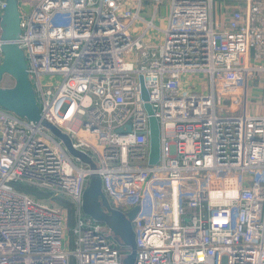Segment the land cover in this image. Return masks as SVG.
Here are the masks:
<instances>
[{"label": "built area", "instance_id": "2783aa9c", "mask_svg": "<svg viewBox=\"0 0 264 264\" xmlns=\"http://www.w3.org/2000/svg\"><path fill=\"white\" fill-rule=\"evenodd\" d=\"M243 1L219 21L213 0H17L40 117L94 165L0 106V264H122L128 248L81 209L93 174L110 207H139L133 264H264V114L245 103L264 72L249 59L264 58V0ZM19 184L70 200L71 218Z\"/></svg>", "mask_w": 264, "mask_h": 264}, {"label": "water", "instance_id": "95a60500", "mask_svg": "<svg viewBox=\"0 0 264 264\" xmlns=\"http://www.w3.org/2000/svg\"><path fill=\"white\" fill-rule=\"evenodd\" d=\"M20 11L17 7V0H5L3 12L0 15V38L2 42L0 48L2 59L0 61V82L4 75H9L13 79L10 86L0 84V106L12 111L19 116L32 121H40L50 129L53 125L48 124L40 117V109L35 98V92L27 75V64L22 49L17 38L21 27ZM140 89L144 99L149 117V163H156L159 159L160 139L159 123L154 116V110L149 102L148 91L143 83L142 74L139 76ZM83 158L89 160L82 152ZM137 206L132 207L128 213L110 207L106 196L101 191V178L93 174L87 186L83 190L81 209L92 219L99 220L112 229L120 242L128 247V252L122 257V264H133L136 242L134 241V230L131 225V219L138 211Z\"/></svg>", "mask_w": 264, "mask_h": 264}, {"label": "crops", "instance_id": "0c3cea01", "mask_svg": "<svg viewBox=\"0 0 264 264\" xmlns=\"http://www.w3.org/2000/svg\"><path fill=\"white\" fill-rule=\"evenodd\" d=\"M212 17L215 20L225 21L231 11L237 7L244 6L243 0H213ZM150 6V5H148ZM151 8L147 7L146 14L150 13ZM168 7L167 4L161 5L157 14V18L154 19L156 24L160 27H165L167 24ZM141 23H134L131 27V32L136 34L139 32ZM157 42V40H156ZM249 59L254 64L264 63V58L256 60L254 58V51L250 49ZM247 95H246V109L252 115L264 114V72H260L257 75L249 79L247 83Z\"/></svg>", "mask_w": 264, "mask_h": 264}, {"label": "rangeland", "instance_id": "374dc122", "mask_svg": "<svg viewBox=\"0 0 264 264\" xmlns=\"http://www.w3.org/2000/svg\"><path fill=\"white\" fill-rule=\"evenodd\" d=\"M33 2V1H32ZM32 5V3H30ZM25 9H27L26 7H24ZM146 15V14H145ZM13 83V79L12 77H10L9 75H4L3 79L1 80L0 84L2 86H10L11 84ZM51 131L53 133V135L57 138H61L63 140V142L65 143L66 145V148L68 150V152L70 153V155H72L73 157H76L78 156L79 158H81L82 160L86 161L85 158H83L82 154L79 153L80 151H78L77 149H74L72 147V142L70 141V138H69V135L68 133H66L64 130H62L61 128L57 127V126H52L51 128ZM88 162L91 166L94 165V161L92 160H88L86 161ZM18 187L26 190V191H30L31 193H35L37 194L41 199L42 201H47V202H51L52 204H54L56 207H58L59 209H63L64 212L67 211L68 213V216H70L71 218V211L73 210L72 209V205H71V202L70 200L68 199H64V198H53V196L51 195H48L47 191L43 190V191H39L37 192L36 190H33V188H31L30 186L28 185H23V184H19L17 185ZM47 196V197H46ZM48 196L51 198L48 199ZM85 215V214H84ZM87 216V215H86ZM65 232L66 234L68 233V230L70 229L71 226V220H70V223L66 220V225H65ZM114 239L117 241V242H120V240L117 238V236L114 234ZM121 243V242H120ZM123 245V244H122ZM128 248V247H127Z\"/></svg>", "mask_w": 264, "mask_h": 264}]
</instances>
